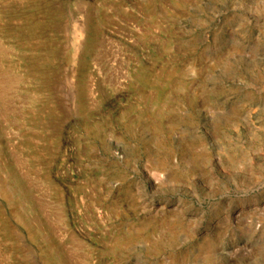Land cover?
Returning a JSON list of instances; mask_svg holds the SVG:
<instances>
[{
	"label": "rangeland",
	"instance_id": "374dc122",
	"mask_svg": "<svg viewBox=\"0 0 264 264\" xmlns=\"http://www.w3.org/2000/svg\"><path fill=\"white\" fill-rule=\"evenodd\" d=\"M0 264H264V0H0Z\"/></svg>",
	"mask_w": 264,
	"mask_h": 264
}]
</instances>
